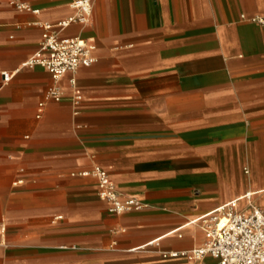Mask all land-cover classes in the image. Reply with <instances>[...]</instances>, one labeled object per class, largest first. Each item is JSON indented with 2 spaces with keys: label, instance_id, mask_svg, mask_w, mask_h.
<instances>
[{
  "label": "crops",
  "instance_id": "crops-1",
  "mask_svg": "<svg viewBox=\"0 0 264 264\" xmlns=\"http://www.w3.org/2000/svg\"><path fill=\"white\" fill-rule=\"evenodd\" d=\"M22 1L38 12L0 0V263L218 264L162 253L199 246L196 219L247 191L264 209V0H94L60 31L95 46L83 99L68 73L40 117L52 77L21 63L74 10ZM95 164L145 206L110 211L78 174Z\"/></svg>",
  "mask_w": 264,
  "mask_h": 264
},
{
  "label": "built area",
  "instance_id": "built-area-1",
  "mask_svg": "<svg viewBox=\"0 0 264 264\" xmlns=\"http://www.w3.org/2000/svg\"><path fill=\"white\" fill-rule=\"evenodd\" d=\"M73 13L55 23H42L43 31L37 50L21 66H41L51 75L49 85L38 103L37 117H40L48 101H60L63 91L62 77L70 74L71 101L79 105L83 95L77 86L76 72L80 67H88L96 61L95 46L80 36H62L60 31L70 24L88 25L91 22L94 0H68ZM18 10L38 12L22 0H10ZM252 20L264 23L263 16ZM12 73L2 72L3 80L10 79ZM78 174L92 176L97 182V195L107 204L110 211L121 214L140 210L145 203L137 196L122 193L101 165L95 164L89 170ZM20 182V181H17ZM253 192L247 191L242 197L223 203L196 219L203 232L199 246L188 250L163 252V257H186L200 261L205 256L215 258L218 264H264V209L252 199ZM245 199L241 206L239 200ZM56 218H60L57 216ZM5 264V263H0Z\"/></svg>",
  "mask_w": 264,
  "mask_h": 264
}]
</instances>
